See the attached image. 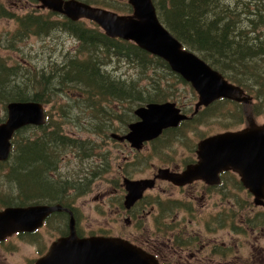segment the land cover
<instances>
[{
    "label": "rangeland",
    "instance_id": "rangeland-1",
    "mask_svg": "<svg viewBox=\"0 0 264 264\" xmlns=\"http://www.w3.org/2000/svg\"><path fill=\"white\" fill-rule=\"evenodd\" d=\"M91 1L96 3V6L121 13L132 12L128 0ZM225 1L234 3L236 0ZM248 1L252 8L257 7L256 0ZM2 7H8L12 15L0 16V61L7 68H15L20 74L23 73V76L27 77L28 85V72L37 71L51 78L54 76L55 87L61 88V80L65 81L62 79L64 70L57 71V67L62 64L64 55L74 53L81 47L80 40L60 25L64 16L52 11L55 14L51 19L58 22L54 28L38 34L20 33L17 20L19 17L29 13L47 14L51 9L43 6L40 0H0V8ZM209 16L217 15L211 11ZM260 26L264 31V24ZM88 55L92 58L88 50L82 51L81 56ZM107 55L103 53V56ZM114 59L115 75L137 80L141 91L149 90L145 93L153 97H166L167 101L177 103L185 112L192 114L191 119L179 128L165 132L160 138L137 151L129 142L118 141L112 137L114 133L123 135L128 131L127 126L136 121L137 117L129 112L128 106L105 102V108L114 106L119 114L117 119L111 120L104 111L93 108L92 103L84 97H76L69 91V95L55 91L52 102L43 105L47 111L46 115L50 116L49 122L53 120L54 126L61 128L63 134L73 138L75 145L65 144L59 148L57 167L49 174L54 182L56 180L61 184L72 183L68 203L75 209L78 232L82 236L123 235L132 238L134 233L138 232L134 225L126 221L131 214L119 213V197H122L123 202L125 195L122 193L123 178L139 180L153 177L161 168H183V165L197 159V145L204 137L227 130H239L246 124L232 125L236 122L229 118L234 114L233 104L225 103L223 108L217 104L203 108L198 114L194 112L199 102V94L190 82L164 64L140 70L126 57L115 56ZM101 67L107 69L106 64H101ZM58 73L62 75L58 76ZM68 86L73 90L76 88L75 85ZM23 90L30 91L26 88ZM77 102L79 107L74 110L64 107L65 104L73 105ZM5 105L0 99V123L6 118ZM137 107L134 106V109ZM190 121L192 122L189 123ZM257 121L264 123V115L257 117ZM48 123L45 121L41 125H28L29 136L42 135L44 126L52 125ZM228 127L230 128L227 129ZM158 179L161 180L146 193L155 203L154 217L158 223L167 225L168 222V236L179 232V228L183 231L178 235L181 240L184 235L192 237L194 232H199L198 239L203 245L205 242L208 244L212 238H217L222 245L226 243V254L218 249V255L222 258L236 257L239 258L237 264H245L247 256H251V264H264V258L261 257L264 253V205L254 203V197L246 191L237 173H229L225 185L218 187H205L201 182L191 186L173 187L172 182ZM10 183L0 169V195L10 196ZM50 200L47 199L46 202L53 204ZM167 208L168 217L164 219ZM234 212L235 217L233 216L232 220L230 214L233 215ZM140 222L144 235H148L155 228L153 217ZM65 233L64 216L56 212L51 213L48 224L36 233L11 237L0 244V264H34L38 257L48 252L52 242ZM205 251L212 252L213 249L210 246ZM221 261L222 264L228 263ZM199 263L205 264L206 261Z\"/></svg>",
    "mask_w": 264,
    "mask_h": 264
},
{
    "label": "trees",
    "instance_id": "trees-1",
    "mask_svg": "<svg viewBox=\"0 0 264 264\" xmlns=\"http://www.w3.org/2000/svg\"><path fill=\"white\" fill-rule=\"evenodd\" d=\"M83 1L96 4L91 0ZM256 1V8H252L248 0H236L234 3L225 0H153V3L161 22L184 47L197 53L226 79L242 87L252 97L250 110L257 119L264 115V31L260 29V25L264 24V0ZM211 11L217 16L210 17ZM53 12L49 10L47 14L29 13L19 17L18 31L27 34L47 32L58 23L51 19L56 13ZM10 15L12 14L8 7L0 8V16ZM60 25L70 30V33L73 32L81 42V47L74 53L64 55L62 64L57 67V71L64 70L63 75L57 74L62 75L65 80H61V88L55 87L54 76L51 78L37 71L28 72V85L27 77L23 73L20 74L15 68H7L0 61V99L6 103L5 106L14 101L49 104L56 94L55 91L66 95L71 92L76 97H84L92 103L93 108L104 111L113 120L119 114L114 106L105 108V102L128 106L129 112L134 113V106H140L139 104L167 101L166 97H153L145 93L149 90L141 91L137 80L117 76L113 69L115 56L130 59L140 70L163 64L170 68L163 58L153 55L131 40L108 36L98 24L89 20L72 21L64 16ZM83 50H88L92 58L89 55L81 56ZM103 53L108 55L103 56ZM101 64H106L107 69L102 68ZM68 85H75L76 88L73 90ZM23 88L30 91L25 92ZM225 103L233 104L234 107V114L229 116L233 121L236 120L232 125L247 126L243 104L240 102L220 98L205 109L217 104L223 108ZM64 107L74 110L79 105L77 102L73 105L65 104ZM49 119L50 116L46 119L47 123ZM53 122L51 120L48 123H52L50 127L44 126L43 134L36 137L29 136V126L15 133L9 159L0 161V169L11 181L10 196L0 195V209L47 203V199H51L53 204L61 203L72 208L68 203L72 183L54 182L50 179L49 172L57 167L59 148L75 143L73 138L63 134L61 128L58 129ZM56 214L64 216L67 233L69 214ZM78 234L82 236L79 232Z\"/></svg>",
    "mask_w": 264,
    "mask_h": 264
},
{
    "label": "water",
    "instance_id": "water-1",
    "mask_svg": "<svg viewBox=\"0 0 264 264\" xmlns=\"http://www.w3.org/2000/svg\"><path fill=\"white\" fill-rule=\"evenodd\" d=\"M43 6L67 15L72 20L86 18L96 22L111 37L132 40L141 48L163 58L170 68L190 82L199 94L196 104L208 106L219 98L243 103L248 125L210 135L198 143L197 162L182 172L170 168L158 170V176L183 186L202 179L208 184L220 182L224 170L237 172L245 187L254 195L256 205H264V123L259 124L250 110L252 98L238 85L228 81L195 52L183 44L160 21L152 0H129L132 14L93 6L80 0H40ZM139 120L129 124V131L113 138L127 139L140 149L145 141L158 137L165 128L176 127L188 118L175 102L148 103L135 109ZM46 114L36 101H14L7 105V119L0 123V160L8 159L14 133L30 124L41 125ZM154 179H124L125 205L131 207ZM70 213V231L55 241L35 264H158L140 247L120 237L93 235L80 237L73 212L61 204L11 206L0 209V241L16 232H31L55 211Z\"/></svg>",
    "mask_w": 264,
    "mask_h": 264
},
{
    "label": "flooded vegetation",
    "instance_id": "flooded-vegetation-1",
    "mask_svg": "<svg viewBox=\"0 0 264 264\" xmlns=\"http://www.w3.org/2000/svg\"><path fill=\"white\" fill-rule=\"evenodd\" d=\"M181 109H182V111L185 112V110L182 107H181ZM136 120H139V118L137 117ZM181 125L176 126V127L171 126V127L165 128L158 137L151 139V140H148V141H145L143 143L142 147H144V145H146L147 143H151V142L157 140L165 132H170V130L178 128ZM127 132L128 131H126V133ZM126 133H124L123 135H125ZM122 141L128 142L127 139H123ZM142 147L140 149H142ZM140 149H138V151ZM196 152H197V149H196ZM197 160H198V157L194 162L188 163L185 166L183 165V168H180V167H175V168L169 167V168L173 171H176V172H182L188 165L197 162ZM166 168H168V167H166ZM232 172L235 174L237 173V172L233 171L232 169L224 170L223 172H221L219 174L220 175V182L217 184H208L202 179H197V180H194L192 183H189L186 185L191 186L195 183L201 182L205 187L207 185L209 187L223 186V185H225L227 175L229 173H232ZM158 178H161L158 176V171H157V174H155L153 177H150V178L146 177V179H154L155 180L154 186H156L158 180H161ZM124 179L125 178H123V181H124ZM141 179H143V178H141ZM163 181L168 183V180L167 181L163 180ZM154 186H153V188H154ZM172 186L174 187L176 185L173 184ZM245 188L247 189V190L246 189L245 190L247 192L249 191V193L253 196V194L250 192V190L247 187H245ZM148 190H149V188L145 189L143 194H142V197L139 198L129 208H127L125 205V199H126L125 196L127 193V190L125 189V187H124L123 192H122L123 195L125 193L123 202H122V197H119V199H120V202H119V211L120 212L119 213H121V214L130 213L131 214V216L127 217L126 221L129 224L135 226V229L138 232V234H136V232H135L134 237H132V238L126 237L123 235L122 236L104 235V236L120 237L124 240L131 242L132 244H134V245L140 247L141 249H143L144 251H146L154 259H156L158 264H201L199 262H201L202 260L206 261L205 264H212V263L222 264L223 262L221 260L228 262L227 264H237L236 261H239V258H236V257L222 258L220 255H218L219 254L218 249L221 250V253L226 254L227 247L225 245L226 243H224L223 245H222V243H219L217 238H212L210 241H208V244L205 242L203 245L201 243V240L198 239L200 237L199 232H194L192 237L189 235H184L182 240H181L178 237V235L183 232L182 230H180L181 228H179V232H177L176 234H174L172 236H168V222H167V225L165 223H161V225H160L158 223V220L155 219V217H154L156 215L155 203H154L153 199H151L150 196L146 193ZM167 203H168V196H167ZM41 204L56 205V204H61V203H56V204L41 203ZM62 206L70 209L73 212V216H74L75 221H76V231H78L77 218L75 216L74 207L72 206V208H73L72 209L71 207H68V206H64V205H62ZM55 212L56 213L66 212V210L55 211ZM50 216H48L46 218L44 226L47 224L48 220L50 219ZM233 216L235 217V212L233 213V215L230 214V218L232 220H234ZM150 217H153L155 222H156L155 228L148 235H144V233L142 232V227H141L142 222H140V221H142L144 219L147 220V218H150ZM167 217H168V208L166 209V214H165L164 219H166ZM69 223H70V218H69ZM69 229H70V227H69ZM68 232L66 234H64V236L67 235ZM186 232H188V231L186 230ZM22 234H24V233H22ZM26 234H32V233H26ZM187 234H189V233H187ZM20 235H21L20 233L13 234V235L7 237L6 239L0 241V244H3V242L7 241L11 237H18ZM153 236H155V238H153ZM221 245H222V247H221ZM210 246L212 247L213 251L212 252L205 251ZM261 257L264 258V253H262ZM250 258H251V256H247L245 264H251ZM202 263H204V262H202Z\"/></svg>",
    "mask_w": 264,
    "mask_h": 264
},
{
    "label": "bare ground",
    "instance_id": "bare-ground-1",
    "mask_svg": "<svg viewBox=\"0 0 264 264\" xmlns=\"http://www.w3.org/2000/svg\"><path fill=\"white\" fill-rule=\"evenodd\" d=\"M52 11H54L53 9H51ZM55 12V11H54ZM70 31V30H69ZM73 33V32H72ZM197 54V53H196ZM198 55V54H197ZM199 56V55H198ZM96 57V56H95ZM65 58V57H64ZM68 59V58H67ZM61 60V59H60ZM58 61V60H57ZM64 61H66V60H64ZM51 65V64H50ZM5 66V65H4ZM41 90V89H40ZM71 104V103H70ZM91 113V112H90ZM114 117H115V115H113ZM108 117V116H107ZM109 118V117H108ZM112 120V119H111ZM101 128V127H100ZM99 128V129H100ZM98 129V128H97ZM101 130V129H100ZM73 146V145H72ZM12 152V151H11ZM10 155H11V153H10ZM10 155H9V157H10ZM9 157H8V159H9ZM8 159H6V160H8ZM6 160H0V161H6ZM77 234H78V231H77ZM64 235H62V236H59L55 241H57L59 238H61V237H63ZM78 236H80L79 234H78ZM90 236H93V235H90ZM90 236H80V237H90ZM55 241H53L52 242V244L55 242ZM51 244V245H52ZM51 245H50V247H51Z\"/></svg>",
    "mask_w": 264,
    "mask_h": 264
}]
</instances>
